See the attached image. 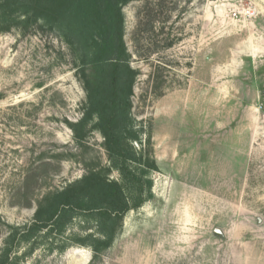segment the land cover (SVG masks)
Returning a JSON list of instances; mask_svg holds the SVG:
<instances>
[{
    "label": "rangeland",
    "instance_id": "374dc122",
    "mask_svg": "<svg viewBox=\"0 0 264 264\" xmlns=\"http://www.w3.org/2000/svg\"><path fill=\"white\" fill-rule=\"evenodd\" d=\"M123 13L139 72L132 112L159 170L153 199L126 213L93 264H264V0H130ZM84 101L61 36L38 26L0 33V249L33 216L18 186L23 168L39 167L29 183L39 197L108 166L101 135L78 141L69 127ZM92 256L71 245L22 264Z\"/></svg>",
    "mask_w": 264,
    "mask_h": 264
},
{
    "label": "trees",
    "instance_id": "16d2710c",
    "mask_svg": "<svg viewBox=\"0 0 264 264\" xmlns=\"http://www.w3.org/2000/svg\"><path fill=\"white\" fill-rule=\"evenodd\" d=\"M130 0H0V33L33 26L61 36L75 56L85 93L81 116L69 124L76 140L90 130L103 138L108 166L88 170L64 186L30 197L33 172L22 169L18 181L30 221L12 225L0 249V264H22L39 249L64 252L89 247L99 260L123 228L124 216L153 199L151 172L159 167L151 136L133 115L138 70L124 39L123 7ZM138 144L139 148L135 145ZM117 171L119 181L108 173ZM77 224L78 231L71 230Z\"/></svg>",
    "mask_w": 264,
    "mask_h": 264
},
{
    "label": "built area",
    "instance_id": "2783aa9c",
    "mask_svg": "<svg viewBox=\"0 0 264 264\" xmlns=\"http://www.w3.org/2000/svg\"><path fill=\"white\" fill-rule=\"evenodd\" d=\"M232 17H237L240 14V11L238 9L232 10Z\"/></svg>",
    "mask_w": 264,
    "mask_h": 264
},
{
    "label": "water",
    "instance_id": "95a60500",
    "mask_svg": "<svg viewBox=\"0 0 264 264\" xmlns=\"http://www.w3.org/2000/svg\"><path fill=\"white\" fill-rule=\"evenodd\" d=\"M135 145L137 146V148H139V146H138V144H137V143H135Z\"/></svg>",
    "mask_w": 264,
    "mask_h": 264
}]
</instances>
